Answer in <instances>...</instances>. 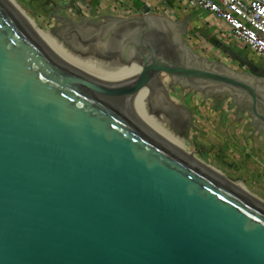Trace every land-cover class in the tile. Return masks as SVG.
Wrapping results in <instances>:
<instances>
[{
	"label": "water",
	"instance_id": "1",
	"mask_svg": "<svg viewBox=\"0 0 264 264\" xmlns=\"http://www.w3.org/2000/svg\"><path fill=\"white\" fill-rule=\"evenodd\" d=\"M84 25L62 44L74 57L138 69L118 82L82 73L44 52L0 1V264H264V206L170 147L135 109L144 94L151 116L186 115L166 75L218 105L248 103L264 135V66L231 51L246 73L206 60L149 11Z\"/></svg>",
	"mask_w": 264,
	"mask_h": 264
},
{
	"label": "crops",
	"instance_id": "2",
	"mask_svg": "<svg viewBox=\"0 0 264 264\" xmlns=\"http://www.w3.org/2000/svg\"><path fill=\"white\" fill-rule=\"evenodd\" d=\"M63 1L69 8L67 14L75 19L72 22L99 26L110 19L144 15L149 11L151 14L167 17L182 28L184 40L203 58L207 57L206 59L213 60L214 63L220 62L229 66L227 59L232 60V58L228 55V51H231L254 63H259V66L263 64L243 44L233 39L223 20L210 12L187 7L184 0ZM96 19L99 24H93ZM198 116L199 119L202 118V115L198 114ZM206 117V131L208 138L214 144L213 147L217 148L220 145L226 147L240 162L245 175L252 177L253 182L264 187V138L260 136L258 129H254L255 122L252 121V125L249 122H240L227 110H214L213 113H207ZM199 119V125H193L197 130L201 128L202 123Z\"/></svg>",
	"mask_w": 264,
	"mask_h": 264
},
{
	"label": "rangeland",
	"instance_id": "3",
	"mask_svg": "<svg viewBox=\"0 0 264 264\" xmlns=\"http://www.w3.org/2000/svg\"><path fill=\"white\" fill-rule=\"evenodd\" d=\"M0 1L14 15L18 23L23 26L24 30H28L37 36H47L57 43L66 46L64 42L66 41L65 35L70 32L71 24H75L76 22H72L75 21L74 17H70L67 14L69 8L64 5L63 0ZM77 9L78 8H76V10ZM80 24L83 23L80 22ZM93 24H99L98 19L94 20ZM89 27V24H85L84 30L88 32L90 29ZM206 58L207 57L204 59ZM227 60L228 65L234 70L242 73L248 71L246 68L241 67L238 62ZM256 64L259 65V63ZM262 65L263 64L260 66ZM85 68L91 69L88 66ZM165 76L166 75L162 76V82L168 88L172 102H174V105L178 109H185L187 113L185 115L179 110L178 113L170 115L162 114V116L166 118V122L163 121L164 129L183 143L184 153L188 159L203 166L204 169H207L215 176L217 175V177L230 185L241 187L249 196L264 204V187L253 182L252 177L245 175V170L241 168L240 162L234 158L226 147L220 145L214 148V144L208 138V133L206 131V115L207 113H213L214 110H227L231 112L233 117H236L238 121L249 122L251 124L254 120L249 112L250 105L246 103L241 108L233 102L232 98H226L218 105V101L215 97L210 96L206 98L199 92L183 89L177 85L170 88L171 81L169 79L167 80ZM239 109L243 113L238 111ZM198 114L202 115V118L200 117L201 120ZM198 119L204 123V125L201 123V128L197 130L194 126L195 124L196 126L199 125ZM254 126V129L259 130V124L255 123ZM258 132L260 136L264 138L263 132L260 130Z\"/></svg>",
	"mask_w": 264,
	"mask_h": 264
},
{
	"label": "bare ground",
	"instance_id": "4",
	"mask_svg": "<svg viewBox=\"0 0 264 264\" xmlns=\"http://www.w3.org/2000/svg\"><path fill=\"white\" fill-rule=\"evenodd\" d=\"M25 31L27 35L33 40V42L37 44L44 52L80 70L82 73H85L89 76L103 79L105 81L118 82L120 80L127 78L132 71H136L138 69L137 65L128 68L127 66L123 65L119 60L105 62L100 60H94L93 58L80 59L74 57L66 48L62 46V44L57 43L55 40H52L47 36L34 35L28 30ZM82 65L84 66L86 65L91 69H87L85 68L86 66L84 67ZM165 78L168 80L167 76H165ZM135 101H136V107H135L136 113L138 117L141 119V121L148 128H150L158 137H160L164 142H166L170 147H172L174 150L184 155L185 158L188 159L184 153L183 143L179 141L177 137L173 136V134H170L168 131H166V129H164L163 121L166 122V118L163 117L162 115L151 116L148 113L146 108L145 95L144 94L138 95L135 98ZM238 187L234 186V188H236L237 190L248 195V193H246L241 187L239 188ZM257 201L264 206V204L261 203L259 200Z\"/></svg>",
	"mask_w": 264,
	"mask_h": 264
},
{
	"label": "built area",
	"instance_id": "5",
	"mask_svg": "<svg viewBox=\"0 0 264 264\" xmlns=\"http://www.w3.org/2000/svg\"><path fill=\"white\" fill-rule=\"evenodd\" d=\"M223 20L233 39L264 65V0H184Z\"/></svg>",
	"mask_w": 264,
	"mask_h": 264
},
{
	"label": "flooded vegetation",
	"instance_id": "6",
	"mask_svg": "<svg viewBox=\"0 0 264 264\" xmlns=\"http://www.w3.org/2000/svg\"><path fill=\"white\" fill-rule=\"evenodd\" d=\"M71 43H72V40H71Z\"/></svg>",
	"mask_w": 264,
	"mask_h": 264
}]
</instances>
